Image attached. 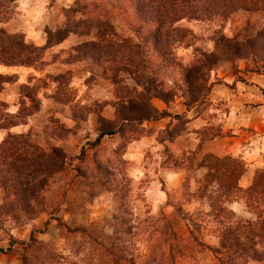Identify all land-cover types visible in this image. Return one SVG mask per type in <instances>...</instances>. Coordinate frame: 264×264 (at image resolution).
I'll return each mask as SVG.
<instances>
[{"label":"rangeland","instance_id":"1","mask_svg":"<svg viewBox=\"0 0 264 264\" xmlns=\"http://www.w3.org/2000/svg\"><path fill=\"white\" fill-rule=\"evenodd\" d=\"M73 1L0 0V30L35 48L21 63L0 64L5 79L0 81V115L7 114L0 117V180L6 182L0 190V264H217L211 250L218 246L216 224L207 216V195L217 186L209 184L205 167L196 164L207 153L237 158L244 168L241 187L255 169L264 168V64L246 58L218 65L209 72L211 85L203 104L184 113L170 111L176 101L184 107L181 98L166 104L151 97L158 111L182 114L169 118L176 136L185 131L186 122L198 119L188 124L193 134L188 148L176 151L174 146L172 152L165 132L168 121L161 128L150 124L156 120L127 124L116 114L115 86L106 76L109 66L95 53L103 50L78 47L98 41L94 29L70 23L79 12H64ZM110 14L114 32L134 40L125 15L116 9ZM64 22L67 27L78 24L76 31L45 45L48 33ZM178 25L192 33L189 45L174 49L176 60L186 65L196 49H213L214 31L227 36L255 33L264 25V10H236L223 21L184 18ZM87 51L92 52L82 56ZM167 71L162 75L169 84L176 75ZM122 83L133 86L127 77ZM99 128L115 133L93 144ZM146 132L153 139L144 141L138 155L132 143ZM22 146L26 170L20 173L21 184L47 176L30 215L4 208L14 182L7 178L9 148ZM168 161L174 174L166 181L158 168ZM45 167L47 173L53 171L45 174ZM223 205L233 218L253 219L240 199ZM172 244L189 247L176 253Z\"/></svg>","mask_w":264,"mask_h":264},{"label":"trees","instance_id":"2","mask_svg":"<svg viewBox=\"0 0 264 264\" xmlns=\"http://www.w3.org/2000/svg\"><path fill=\"white\" fill-rule=\"evenodd\" d=\"M75 3L76 0L64 11L70 15L76 11L80 13V17L72 19L70 23H87V27L94 29L95 38L98 40L78 47L83 49L89 45L95 50H103V53H95L98 57H103V64L109 66L106 76L115 86L114 102H120L119 105L113 103V106L116 114L127 124L141 125L143 122L158 120L164 116L175 120L182 117V114L172 115L158 111L151 103V97L160 98L166 104L167 100L169 102L174 98H181L185 110L198 103L203 104L211 85L208 82L209 72L222 63L232 65L238 59L250 58L264 64V25L251 35H243L237 31L227 36L221 31H214L213 49H196V54L186 65L178 62L174 55V49L182 43H187V38L192 37L189 29L178 25L181 19L223 21L236 10H264V0H80L76 6ZM111 9L125 15L124 20L128 21V24H125L133 30L134 40L114 32ZM77 26L78 24L67 27L64 22L62 28L48 33L45 45H51L53 37L56 38L55 43L60 42L68 33H74ZM189 44L188 42L187 45ZM31 50L34 52L35 48L24 42L22 37L7 35L0 30V64L8 65L16 61L21 63ZM89 52L92 51L83 52L82 56ZM169 68L172 74L176 75V79L167 84L162 73L168 74V71H165ZM125 77L133 81L132 87L122 83ZM2 79L3 76L0 75V81ZM3 115L7 114L3 113L0 117ZM8 121L12 124V121ZM172 126L173 123L169 120L168 130L165 131L168 132V141L178 134L171 131ZM112 133H115V129L99 128L92 143L97 144L102 136ZM141 136L148 134H140L134 140ZM23 147L9 148L11 163L7 168V178L13 177L14 182L8 194L10 199L7 198L4 208H12L25 215L29 211L30 215V212L32 214V211H36L47 176L21 184V175L26 170L23 165L26 158ZM51 153L54 154L53 151ZM82 154L83 150L80 149L79 157ZM29 156L44 159V155L38 153H29ZM202 159H205L203 163ZM202 159L196 166L205 167L209 184L214 181L217 186L215 191L207 195V216H212L211 220L216 224L217 230L218 246L211 248L217 264H264V168L255 169L250 182L241 187L238 181L244 168L237 158L207 153ZM44 173L48 174L46 167ZM206 174H203L204 178ZM5 183L0 180L1 191L6 188ZM204 189L206 190V185L203 191ZM5 198L6 196L2 199ZM239 199L253 215V219L233 218L232 212L223 205L229 200ZM170 246L171 251L176 253L185 252L189 247L185 244Z\"/></svg>","mask_w":264,"mask_h":264},{"label":"crops","instance_id":"3","mask_svg":"<svg viewBox=\"0 0 264 264\" xmlns=\"http://www.w3.org/2000/svg\"><path fill=\"white\" fill-rule=\"evenodd\" d=\"M157 106V105H156ZM173 110L175 113H184V107L182 106L181 102L176 101L174 103H172V109L170 108V111ZM170 117L168 116H164L158 120H156L155 122H150V124H156L158 127H163L167 121L169 122ZM196 120L198 119H190L188 122H186V128L185 131L182 132L179 136H176L175 139L170 142L168 141V148L170 151L174 152V146L176 147V151H179L181 148H185L184 145H186V148H188V136L190 134H192V132H189V127L188 124H193L194 122H196ZM193 135V134H192ZM153 135L150 134V136H141L139 137L137 140H134L132 144H134L135 146H137V148L135 149L136 152H138V155L140 152H142L144 149L143 147H141L142 145H144V141L147 140V138L153 139L152 137ZM155 143V141H154ZM160 144H157V146H159ZM169 151V152H170ZM227 152V151H224ZM135 154V153H133ZM161 159H159L157 164H160ZM160 169L159 171L161 172V174H163V178L164 180L168 181L169 178L172 177V175L174 174V171L172 170V166L171 163L168 161V166H165L164 168H158ZM167 183V182H166Z\"/></svg>","mask_w":264,"mask_h":264}]
</instances>
